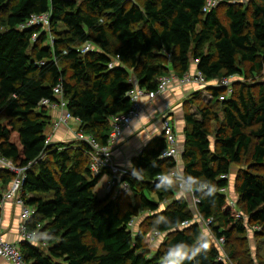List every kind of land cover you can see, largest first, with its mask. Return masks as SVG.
Returning <instances> with one entry per match:
<instances>
[{"label": "trees", "instance_id": "16d2710c", "mask_svg": "<svg viewBox=\"0 0 264 264\" xmlns=\"http://www.w3.org/2000/svg\"><path fill=\"white\" fill-rule=\"evenodd\" d=\"M206 2L0 0V153L28 167L22 195L35 211L31 229L42 226L39 244H20L29 264H162L171 246L190 250L200 239L198 223L181 228L193 220L187 199L177 198L176 187L158 186L161 177L177 182L169 177L177 163L162 158L166 144L161 137L135 159L134 170L139 171L123 177L131 194L100 198L95 189L102 176L92 175L89 146L77 140L46 144L53 121L41 102L55 100L54 89L61 85L81 130L106 144L111 119L131 108L130 79L155 91L161 77L170 71L183 77L195 60L208 81L260 76L264 0H252L247 7L230 4L228 25L219 18L221 2L204 13ZM43 14L50 16L49 30L22 28L32 16ZM88 42L96 49L84 54L80 49ZM256 88L237 82L224 101L223 89L209 88L210 105L185 114L184 174L196 184L211 185L210 196L206 189H195L198 211L226 243L246 232L238 210L222 193L230 188L232 167L246 158L251 169L264 165V85ZM199 96L200 91L195 93ZM212 122L217 124L215 149ZM12 179L0 168V198ZM237 194L251 223L264 229V176L241 170ZM122 195L137 204L125 208ZM140 209L149 212L147 229L134 234L130 223ZM155 232L166 241L152 252L148 242ZM221 258L208 239L207 251L186 264H225Z\"/></svg>", "mask_w": 264, "mask_h": 264}, {"label": "built area", "instance_id": "2783aa9c", "mask_svg": "<svg viewBox=\"0 0 264 264\" xmlns=\"http://www.w3.org/2000/svg\"><path fill=\"white\" fill-rule=\"evenodd\" d=\"M220 0H207L204 7V13H209L212 10L218 8ZM42 27L50 28V16L48 14L35 15L26 23L24 27ZM37 35L35 34L33 40H36ZM96 49L95 45L88 42L86 45L81 47L82 53L92 52ZM168 58L171 55L168 54ZM199 60L193 62V66L190 71L183 77H178L176 74L171 73L170 75L163 76L159 79L157 89L155 91H148L145 88H140L133 79H130L129 83L132 85L131 91L128 93V97L131 102V108L129 112L114 116L111 119V131L106 144H101L95 137L85 134L80 128V121L75 119L70 111L68 110V102L64 98L61 85L54 89L55 100H44L41 102V106L47 107L49 110L58 111V116L54 118L52 123L53 133L62 126H69L71 122L78 124V129L75 132V140L86 143L90 150L88 155L91 160L90 170L94 177L108 175L106 183L103 186L106 194L110 193H125L131 194V188L128 182L124 181L123 177L128 173H123L121 168L118 166L115 160V153L118 150L124 133L128 130L133 122L139 119L144 111L145 106L156 100L158 97L166 94L173 89H182L186 87L194 88H220L224 90V94L220 97L221 101L229 98L233 95V78H225L223 80L208 81L204 74L198 69ZM114 63L110 65L113 68ZM52 134L48 135L47 143H52ZM166 148L162 154V158L166 160H175L177 168L170 173L169 177L176 180L177 182L185 178V174L178 173V159L180 157L179 150V138L175 130L173 118L171 115L166 114L161 121V136ZM0 168L7 170L13 175L12 182L8 189L3 193L0 198V208H4L8 203H13L20 210V225H19V241L10 242L5 239L1 230L0 223V260H5L10 264H29L22 255L20 249V243L25 241L31 244H38L39 231L42 226L39 225L36 230H32L30 223L33 220L35 213L29 205L26 204L23 198V185L27 177L28 167H20L16 165L12 160L5 158L0 153ZM195 189H193L192 195H194L195 203H200L196 197ZM226 190H222V193L227 195ZM230 203V202H229ZM233 207L234 205L230 203ZM200 214V213H199ZM201 215V214H200ZM202 219L211 226V221H206L201 215ZM238 218L239 215H238ZM197 223L196 220L186 222L181 228H187L192 224ZM134 220L130 223V228L134 227ZM162 234L155 232L152 236L154 238L160 237ZM153 238V239H154ZM220 244L225 243V239L219 240Z\"/></svg>", "mask_w": 264, "mask_h": 264}, {"label": "rangeland", "instance_id": "374dc122", "mask_svg": "<svg viewBox=\"0 0 264 264\" xmlns=\"http://www.w3.org/2000/svg\"><path fill=\"white\" fill-rule=\"evenodd\" d=\"M138 1V0H135ZM225 0H220L221 5L218 9L219 18L222 21L224 25H228L229 19L227 18L226 11L230 4H239L240 6H249L252 2V0H232L229 4H226L224 2ZM139 3V2H138ZM5 15V13H3ZM173 73L170 71L168 75ZM174 74V73H173ZM233 83L242 82L250 84L251 86L258 87L262 84L264 85V71L263 73L258 77H252L250 75L245 76H237L233 78ZM210 91L209 88H204L200 90V96L195 97V94L191 95H183L179 98V100H176V102H179L180 104H183V110L185 114L187 112L197 114V111L199 108H205L206 106L210 105L212 99L210 97ZM224 94V93H223ZM211 130L213 131L211 141L213 143V148L215 149V130L217 129V124L215 122L211 123ZM52 126L47 130V133L49 135L50 131H52ZM153 131L158 135L157 138L160 136V130L155 128ZM154 140V139H153ZM64 143H69V141H66ZM145 145V143H143ZM184 149L181 150V157L178 159V164L181 165L183 162L182 156H183ZM251 159L246 158L241 165H234L232 167V172L229 176L230 179V188L227 191V198L230 203L234 205V207L239 212L240 220L243 222V224L246 226V232L243 235H236L229 243H223V245L220 244L219 240L214 235L211 226L206 223L198 211V206L195 203L194 195H182L181 192L177 188V198L178 197H187L189 200V206L190 211L193 215L194 220L201 226L202 228V234L207 236L208 239L212 240L213 243L216 244L218 249L221 252V259L225 264H264V229L258 226H255L251 223L249 215L246 213L243 206L239 204V196L237 194V184H238V176L241 172V170H252L254 173H258L264 176V165L259 167H254L251 169L250 163ZM128 168L126 169L129 174H134V163H130ZM178 173L183 174L181 167H178ZM106 178H108V175L104 176L103 179L99 182L98 186L96 187L95 191L98 194L100 198H103L105 193V190L103 189L104 184L106 183ZM195 189V188H194ZM114 195L121 196V194L115 193ZM124 198V207L126 208L129 203H133L134 205L137 204V200L135 198H127L126 196L122 195ZM151 199L157 200L155 196H150ZM165 204H162L161 207H164ZM1 210L3 208H0ZM3 213L4 209L1 213V219H3ZM149 217V212L145 209H140L137 216L134 218V227H132L133 233L137 234L142 229H147V220ZM151 236L150 241L148 242V247L152 252H156L160 247L162 248L163 244L166 241V236L161 235L158 238H154ZM39 244V241H38ZM41 247H46L44 245H41ZM1 264V261H0Z\"/></svg>", "mask_w": 264, "mask_h": 264}, {"label": "crops", "instance_id": "0c3cea01", "mask_svg": "<svg viewBox=\"0 0 264 264\" xmlns=\"http://www.w3.org/2000/svg\"><path fill=\"white\" fill-rule=\"evenodd\" d=\"M200 90L202 89L194 87L173 89L145 106L141 117L135 120L132 126L125 131L121 144L115 153L116 163L121 168L123 173H128L126 170L128 168L127 166H129L132 162L134 163L135 159L139 157V155L146 149L153 139L155 140L156 137H158V133L156 134L155 131H153L155 128L160 130L161 136V121L166 114L171 115L173 118L175 130L179 138V150L181 157V150L184 149L186 140L185 130L187 125L183 104L176 102V100H179V98L184 94L187 96L195 94ZM210 97L213 99L211 91ZM58 113V111L49 110V115L52 117V121L58 116ZM77 129L78 124L71 122L69 126H62L54 133L53 131H50L49 135L53 133L52 143L74 141ZM143 143H145V145ZM178 167H181L184 174V164H178ZM187 201L189 203L188 199ZM3 209V219H1V230L3 236L10 242H17L19 241L20 210L13 203H8ZM0 261L1 264H10L5 260Z\"/></svg>", "mask_w": 264, "mask_h": 264}, {"label": "clouds", "instance_id": "9594fccd", "mask_svg": "<svg viewBox=\"0 0 264 264\" xmlns=\"http://www.w3.org/2000/svg\"><path fill=\"white\" fill-rule=\"evenodd\" d=\"M139 170H134L133 173L138 172ZM135 176V175H134ZM135 178H138L135 176ZM159 187H163L165 190L169 188L176 187L181 192L182 195H191L193 189H197L203 192L205 189L207 190V195H212V187L207 182H203L201 184H196L191 178L185 177L179 180L176 183H170L169 178L161 177ZM208 249V237L205 235H201L200 239L196 242L195 245L192 246L190 250L184 248L182 244H175L171 246L162 261V264H186L187 262H192L195 258L203 253H205Z\"/></svg>", "mask_w": 264, "mask_h": 264}, {"label": "water", "instance_id": "95a60500", "mask_svg": "<svg viewBox=\"0 0 264 264\" xmlns=\"http://www.w3.org/2000/svg\"><path fill=\"white\" fill-rule=\"evenodd\" d=\"M21 243H22V242H21ZM21 243H20V244H21Z\"/></svg>", "mask_w": 264, "mask_h": 264}]
</instances>
